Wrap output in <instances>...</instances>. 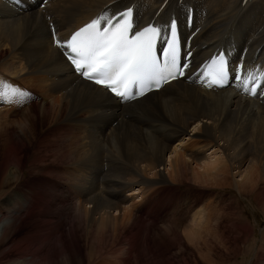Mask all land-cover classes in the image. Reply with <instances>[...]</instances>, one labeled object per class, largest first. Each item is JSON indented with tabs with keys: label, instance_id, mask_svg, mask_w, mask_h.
Returning a JSON list of instances; mask_svg holds the SVG:
<instances>
[{
	"label": "bare ground",
	"instance_id": "6f19581e",
	"mask_svg": "<svg viewBox=\"0 0 264 264\" xmlns=\"http://www.w3.org/2000/svg\"><path fill=\"white\" fill-rule=\"evenodd\" d=\"M162 1L48 0L44 9H38V3L31 5L19 0L11 4L0 0V75L30 88L43 102L17 120L23 121L20 124L29 132H34L37 122H49L48 127L51 125L50 134H46L48 137L40 135L41 139L37 141L43 148L42 155L36 149L29 162L38 167L37 173L50 175L44 180L50 192L57 188L65 196H71L73 200L66 208L77 212L71 214L75 222L65 231L62 220L57 217L55 233L67 234L70 229H77L82 224L89 233L101 235L112 229L126 237L134 227L146 233L152 222L147 221L146 225L144 215L153 213L151 210L141 211L139 217L127 210L120 216L113 215V211L121 213L120 202L126 200L123 191L133 183H157L160 192L164 191L161 187L170 188L171 184L181 182H195L219 189L234 187L240 196L255 193L264 204L263 104L245 99L228 89L204 90L196 86L197 78L191 79L190 83L182 80L170 82L158 91L121 104L107 95L102 87L80 80L73 74L51 43L46 15H49L60 37H65L71 29L94 14L101 12L108 17L132 2L135 3L136 22L146 23ZM187 3L192 4L194 11L190 28L185 26L184 21ZM240 3L241 0H181L180 3L178 0H166L155 19L167 20L171 13L176 12L185 37L199 26L190 41L193 54L189 73L195 74L201 61L224 48L235 62L245 45L248 47L245 54L248 66L256 61L264 64V0H247L244 5ZM48 98L50 100L46 104ZM103 146L112 149L118 156L116 166H103ZM210 148L213 149L210 154L220 152L222 157L214 156L222 160L214 158L216 160L212 161L211 157L209 160L204 150ZM24 161L22 154H16L12 161L4 155L2 174L5 176L8 167H13L17 175L9 176V180L19 179ZM161 166H167L165 171ZM234 170L240 176L237 181L231 174ZM109 176L121 178L122 184L112 189L115 186L112 187L111 182L108 184ZM7 191L2 189L1 193L6 194ZM112 194L115 199L111 198ZM10 196L5 199V207L13 204ZM32 196L29 207L38 209L36 205L42 203L39 192ZM144 197L146 194L141 193V198ZM128 208L133 213L134 204H129ZM153 208L159 214L156 204ZM11 210L15 211V207L7 209L6 213ZM204 214L205 219H197L195 227H189L192 235H197L206 245H210L209 231L213 239L216 240L213 237L216 235L217 240L223 238L226 241L229 234L219 229L218 220L213 219L208 211ZM43 218L39 224H36L39 220L37 215L34 219L38 229L45 228L50 222ZM11 219L12 216L0 221V242L11 239L5 247L8 256H5V249L0 250V261L6 257L2 264H72L70 257L63 259L48 255L41 249L39 252L31 251L34 246H41L43 231L38 237L35 235L37 238L27 250L19 247L16 252H11V248L18 244L13 240L15 229L9 223ZM128 229L131 230L128 232ZM246 231L241 233L248 234ZM95 259L89 260L88 264L102 262ZM262 261L264 264V258Z\"/></svg>",
	"mask_w": 264,
	"mask_h": 264
},
{
	"label": "rangeland",
	"instance_id": "374dc122",
	"mask_svg": "<svg viewBox=\"0 0 264 264\" xmlns=\"http://www.w3.org/2000/svg\"><path fill=\"white\" fill-rule=\"evenodd\" d=\"M49 100L50 98L47 99L46 104L49 103ZM40 103H43L42 100L38 103H31L26 106L27 108L18 107L8 109V111H5L6 113L0 112V221L5 217L12 216L13 218L9 223L13 224V228L15 229L13 240H16L18 244L11 248V252H16L15 250L19 249V247L27 250L32 245V241L43 231V241L39 239L42 241L39 244L41 246H34L31 251L35 250L39 252V249H41L42 252H46L48 255H57L63 259L70 257L72 264H88L89 260H93L94 258H96L94 261H102L98 264H121L122 262H127L128 264H263L264 204L261 203L260 197L255 195V193L240 196L234 187L231 189H219L201 184L200 186L195 182H181L178 185L177 183H175L176 185L171 184L170 188H168L169 186L165 188L161 187L164 191L162 190L163 192L159 191L157 193L155 191L157 186H159L157 183H152L149 186L145 184L144 186L141 184L137 186L132 185L135 191L129 195L131 199L121 204V213L113 211V215L120 216L124 210H127L133 216L139 217L137 213L131 212L128 205L138 202L141 193L148 194L152 198V202L159 208V214L156 211L155 213H145L146 225L148 224L147 221L152 222V224L148 225L149 228L145 230L146 233L142 229L137 230L134 226H131L130 228L134 227V230L132 229L133 231L130 233L131 229H128L129 233L126 237L119 235V231L112 229L101 235L99 233H89L83 228V224L77 229H70L67 234L65 232L55 233L56 225L58 224L57 217L62 220L64 231L74 224L75 221L72 215L77 214V212H74L73 209L69 210V207L66 208L67 204L71 203L73 199H71V196L68 197L62 194L57 188H54V191L51 190L50 192L44 182L45 177L50 175L46 174L42 176L40 173H37L38 167L29 162V160H32L33 154L36 153V149L38 153H43V148L39 146L37 141L41 139L40 135L45 136L47 133L50 134L51 125L48 127L49 122H37L33 128L34 132H29L20 124L23 121L17 120L18 118L21 119L31 109L34 110V106L40 107ZM189 130L191 131L192 127ZM45 137L48 136L46 135ZM181 146L183 147L182 144ZM111 151L113 150L105 146L101 148L102 158L104 159L102 162L106 168L109 165L114 167L119 162L116 153ZM212 151L213 149L211 148L204 150V154L207 157L209 156V160L211 158L212 161L216 159L222 160L218 158L222 157L220 152H216L214 155L218 157H215L213 154H210ZM42 153L40 154L42 155ZM16 154H22L25 160L23 172L22 175H19V179L14 178L9 180V176L15 177L17 175L14 170L15 168L8 167V171H4V176L2 174L1 161L4 155L9 161H12ZM210 155H213V157ZM107 159L108 164H105ZM192 166L194 165L192 164ZM166 167L161 166V169L165 171ZM231 174L232 176L234 175L235 181L240 179L235 170L231 171ZM103 175L102 173L101 176L103 177ZM114 177L109 176L108 179V184L111 182L112 187L113 185L115 186L112 189H116L122 184L121 178ZM5 180L8 183H5ZM4 185L5 187H1ZM167 188L168 190H165ZM2 189H8L7 193L2 194ZM132 191L128 190L124 193L127 194ZM36 192H39L41 197L39 201L42 202L40 204V202L36 201V204L41 205V207L40 205H36L39 210L32 209L33 206L29 207L30 201L35 196L32 195ZM7 194L8 196L12 195V197L10 196V201L13 204L12 206L5 207ZM56 194L59 195L56 197ZM14 207L15 211L11 210L6 213L7 209H14ZM207 211L212 213L213 219L218 220L219 229L225 231V234H229V237L226 238L227 240L225 239L227 242L223 238H218L219 240H217L216 235L213 236L216 240L213 239L212 232L209 231L208 239L210 238V245H208L209 243L207 245L205 243L202 244L203 240L199 239L197 235H192L189 231V227H195L194 223L196 221L206 218L204 212L206 213ZM36 215L40 220L36 224H39L44 216V220H50L45 228L41 227V229H38L36 227L34 222ZM121 227L124 230V226L121 225ZM226 230H230V233ZM243 230H247L245 233L248 234L243 235L241 233ZM58 240L61 242L59 243ZM10 241L11 239H7L6 242L1 241L0 250L5 249L10 244ZM7 250L4 252L5 256H8ZM4 260H6V257L2 258L0 263L2 264Z\"/></svg>",
	"mask_w": 264,
	"mask_h": 264
},
{
	"label": "snow or ice",
	"instance_id": "6c2138e0",
	"mask_svg": "<svg viewBox=\"0 0 264 264\" xmlns=\"http://www.w3.org/2000/svg\"><path fill=\"white\" fill-rule=\"evenodd\" d=\"M131 10L121 13L114 20L103 18L93 20L90 24L76 31L63 47L67 51V59L74 65L75 70H83V76L89 81L94 80L97 85H103L110 91L125 99L128 97L130 84H143L152 79L160 70L159 64L164 57L171 58L175 66V41L169 44V39L162 35V30L156 27H145L143 30L132 32L133 25L127 17H131ZM176 25L169 26V37H174ZM162 41L159 56L157 55V41ZM171 49V51H169ZM78 57V59L74 58ZM190 54L185 62L179 66V75H185L189 67ZM223 65V62H222ZM238 86L248 91L247 82L241 79L237 69L231 70ZM173 78L175 73L169 72ZM99 77V78H97ZM228 82V69L218 68L208 87ZM123 86L124 91H118ZM156 87H160L156 81ZM264 87V85H262ZM256 94V88L251 89Z\"/></svg>",
	"mask_w": 264,
	"mask_h": 264
}]
</instances>
